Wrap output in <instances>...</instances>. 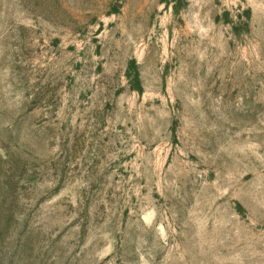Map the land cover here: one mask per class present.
<instances>
[{
  "label": "rangeland",
  "instance_id": "rangeland-1",
  "mask_svg": "<svg viewBox=\"0 0 264 264\" xmlns=\"http://www.w3.org/2000/svg\"><path fill=\"white\" fill-rule=\"evenodd\" d=\"M0 264H264V0H0Z\"/></svg>",
  "mask_w": 264,
  "mask_h": 264
}]
</instances>
